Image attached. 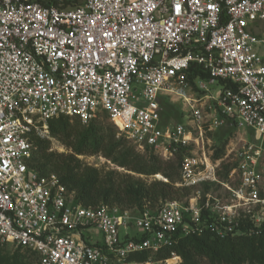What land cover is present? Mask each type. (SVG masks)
I'll return each mask as SVG.
<instances>
[{"label": "built area", "instance_id": "1", "mask_svg": "<svg viewBox=\"0 0 264 264\" xmlns=\"http://www.w3.org/2000/svg\"><path fill=\"white\" fill-rule=\"evenodd\" d=\"M174 100L182 121L166 118ZM102 112L142 150L182 152L176 186L192 194L85 206L32 166L50 120ZM224 127L248 138L216 157L210 136ZM263 225L264 0H0V247L39 264H179L152 257L182 236ZM141 252L147 261L129 260Z\"/></svg>", "mask_w": 264, "mask_h": 264}, {"label": "trees", "instance_id": "2", "mask_svg": "<svg viewBox=\"0 0 264 264\" xmlns=\"http://www.w3.org/2000/svg\"><path fill=\"white\" fill-rule=\"evenodd\" d=\"M195 70L196 73L193 72L192 77L198 74L206 76L199 68ZM170 108L176 109L173 105H170ZM177 111L180 112L179 109ZM49 131L52 137L71 149L72 153H55L51 151L49 139L38 138L35 140L36 151L32 166L42 176L58 175L69 190L76 191L75 200L82 205L107 203L142 209L145 201L155 204L160 200H182L193 192L188 187L176 186L180 179L182 152L170 160H163L149 150V155H143L129 145L125 138L117 139L114 130L99 117L84 123L77 118L71 119L62 115L49 121ZM96 154H102L118 166L140 175L152 176L162 173L169 182L154 180L149 183L142 177L116 171H110L103 176L99 169L83 163L79 158V155ZM221 155V149H217L215 156ZM224 167L229 169L230 165L225 164ZM212 186L206 185L204 191L219 190V187ZM27 252L38 262L35 253L16 248L13 254L0 250V264H33L28 262ZM172 252L181 256L182 261L179 264H198L202 258H207L210 264H264V225L259 234L252 236H218L208 229L200 234L182 236L174 247L152 258L165 259L170 257ZM148 259V252L133 254L129 258L130 261L139 262Z\"/></svg>", "mask_w": 264, "mask_h": 264}, {"label": "rangeland", "instance_id": "3", "mask_svg": "<svg viewBox=\"0 0 264 264\" xmlns=\"http://www.w3.org/2000/svg\"><path fill=\"white\" fill-rule=\"evenodd\" d=\"M173 107L175 108H170L167 114V119L171 121H182L183 120V112L182 108L184 107L181 101L179 100H174L172 102ZM180 113L177 111L178 109ZM102 121H104L114 132L116 133V138L121 139L125 138L128 140L129 145L133 146L135 150L143 155H149V153L146 150H142L140 147H138L137 144L132 142L130 139H128L126 136L120 133L119 129L115 126L113 122L108 118L106 113H100L98 116ZM213 145L215 146L216 149H221L222 155H225L228 153V148L231 147V143H241L245 138H248V134L243 128H237V127H224L221 130H218V132L214 133L213 138L212 135L210 136ZM51 141V151L55 153H72V150L67 148L65 145H63L58 139L54 138L51 136L49 139ZM79 158L83 161V163L90 165L92 167H96L99 169L102 173V175H106L110 171H116L121 174L125 173H131L132 175H135V177H142L143 179H146L149 183L154 181V180H162L158 176L152 175V176H146V175H140L137 174L133 171H130L124 167H120L117 164H115L111 159L105 157L102 154H96V155H79ZM163 159V158H162ZM164 160V159H163ZM163 177H165L162 173L158 174ZM116 177V175H115ZM163 181V180H162ZM218 193H221L222 195L225 193L224 189L219 188ZM160 200L156 202L155 204L151 203L152 206H157L161 203ZM149 203L148 201H145L144 204ZM143 204V205H144ZM93 237L95 240L102 242L103 241V234L99 231H97L96 234H93ZM0 250L13 254L16 251V248L13 247L12 245H5L3 247H0ZM27 255L29 256L28 262L30 261L33 264H37V259L31 254L27 252ZM198 264H210L207 258H202L199 260Z\"/></svg>", "mask_w": 264, "mask_h": 264}]
</instances>
